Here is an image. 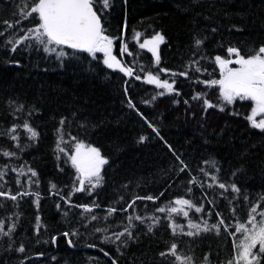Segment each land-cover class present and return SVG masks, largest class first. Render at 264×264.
Returning a JSON list of instances; mask_svg holds the SVG:
<instances>
[{
  "label": "trees",
  "instance_id": "1",
  "mask_svg": "<svg viewBox=\"0 0 264 264\" xmlns=\"http://www.w3.org/2000/svg\"><path fill=\"white\" fill-rule=\"evenodd\" d=\"M110 5L102 16L105 34L114 39L118 59L141 80L107 68L102 52L93 55L63 46L66 55L58 59L57 53L45 52L34 40L11 51L7 41L24 35L39 20L35 14L21 19L20 0H0L4 33L0 36V149L16 153L14 157L0 154V167L9 165L3 190L40 194L38 205L34 195L15 202L0 198V219L6 228L16 225L10 236L0 237V264H176L173 256H160L171 243L178 244V254L191 256L193 264H204L205 256L211 264H226L234 255V237L229 233L235 228L225 231L221 226L219 234L213 230L188 236L184 234L189 231L188 219L212 225L218 223L216 213H220L225 224L246 221L251 205L264 196V132L246 119L251 101L238 100L225 105L224 111L218 107L205 111L203 98L193 97L200 93L219 103V86L202 83L220 78L216 55L228 58L229 46L245 54L264 45V0H110ZM4 21L13 28L6 29ZM157 32L165 37L158 66L152 53L139 47ZM197 39L203 41L199 46ZM124 44L127 51L121 55ZM193 60L198 64L193 66ZM159 69L169 70L160 74L161 80L175 81L171 94L158 96L163 89L143 79ZM171 72L188 75L173 77ZM25 121L39 132L37 138H29L22 127ZM13 125L18 126L14 133L18 141L6 135ZM141 136L147 137L142 143ZM76 141L99 148L109 161L102 169L103 184L91 193L73 191L78 186L76 171L57 149L60 142L70 155ZM181 160L188 166L183 172ZM21 166L25 172L32 168L38 173L33 178L38 184L29 187L27 175L16 184L17 173L11 168ZM193 176L198 182L190 184ZM219 183L228 189L219 188ZM232 184L239 193L231 190ZM149 195L159 199L136 200L133 208L128 207L137 196ZM180 197L202 204L204 211L191 209L188 218L177 214L169 218L167 212L157 211L174 206L170 202ZM78 205L98 207L85 212ZM110 208L116 209L111 215ZM136 215L144 217L143 223L134 219ZM129 216L132 237L125 234L116 241L113 234L129 227ZM150 217L160 218L151 232ZM172 223L183 225L184 233L173 235ZM241 237L236 234L237 243ZM21 245L22 253L17 251Z\"/></svg>",
  "mask_w": 264,
  "mask_h": 264
},
{
  "label": "snow or ice",
  "instance_id": "2",
  "mask_svg": "<svg viewBox=\"0 0 264 264\" xmlns=\"http://www.w3.org/2000/svg\"><path fill=\"white\" fill-rule=\"evenodd\" d=\"M21 7L18 9L21 19L27 20L33 17L35 14L38 17L39 23L35 24L33 27L28 28L24 35L20 36L15 40H8L7 43L11 45V51L15 52L17 46L22 42L27 40H34L37 44L42 45L45 52L57 53V58H62L66 53L62 50L63 46H67L74 50H81L87 53L95 55L97 52L104 53V65L109 69H119V71L125 73L127 76L132 77L135 75V71L132 67H126L122 64L121 60L118 59L113 54V44L114 39L109 35H106V29L104 28V22L101 17L104 12L110 8V0H20ZM21 21L17 20L16 23L19 24ZM6 29L13 28V24L4 21L3 22ZM127 25L125 24V28ZM4 33L0 32V36ZM140 33H135V37L139 39ZM165 42V37L157 32L151 38L144 39L140 43L139 47L141 49H147L152 53L155 63L158 66L160 64V54L159 47ZM203 41L197 39L195 44L197 46L201 45ZM58 48L60 49L58 51ZM127 51V44H124L121 48V55ZM228 58H224L220 55L214 57L215 63L219 67L220 78L213 79L210 81H202V83L211 86H219V103L213 104L207 98H204L202 94L197 93L193 99L204 100L205 111L208 108L218 107L220 111H224L225 105H233L238 100L239 101H251L253 107L251 108L250 114L246 117L249 121L250 126L259 129L264 132V119L257 120V115H264V45H261L253 53L242 54L240 48L235 46H229L226 49ZM234 57V58H233ZM198 64V61L193 60L192 65ZM236 65L232 67L231 65ZM141 72L144 71L143 68L140 69ZM196 71H201L198 67ZM161 73H169L168 69H159L156 75L152 72H148L144 77V81L147 84L155 85L158 89H163L157 93L158 96H163L165 94H171L175 90V81L171 83L165 79L161 80L159 78ZM173 77L176 75L187 76V72L181 73H170ZM135 79L141 80L140 75H135ZM127 92V89H125ZM157 97L153 96L152 99L155 100ZM145 103H150V101H144ZM129 106L135 107V105L129 100ZM21 108L23 105L20 106ZM141 115H143L141 113ZM65 121L62 119L60 121L61 126H63ZM151 126V125H150ZM17 125H13L6 135L10 137L12 141H18V136L15 135L17 131ZM24 129L30 134V139H35L39 136V132L36 131L31 125L25 121L22 125ZM153 131L159 135V132L155 127ZM75 140V137L71 138ZM147 137L141 136L139 142H143ZM60 142H63V135L60 137ZM60 142L57 143V149L59 152L65 153L68 156V160L71 162L72 167L76 171V185L74 186V192H84L100 187L103 184L102 169L108 164V159L101 154V150L97 147L91 145H85L82 141H76L74 144V151L69 155L66 150L60 147ZM19 147L17 143L15 145ZM171 147V146H169ZM0 154L4 157H14L16 153L10 150L0 149ZM179 159V157H177ZM183 167L180 171L183 172L187 169V165L180 161ZM205 163H209L205 161ZM214 164V162H213ZM9 170V165H3L0 167V198L6 200L17 201L18 197L34 195L37 197L36 203H39L38 192L22 191L13 194L11 190H3V185L5 182V176ZM11 171L17 173L16 184H21L19 177L28 176L27 184L29 187L33 183L38 184V180H33V178L38 177V173L32 169L28 168L25 172L24 167L21 166L19 169L11 168ZM201 172L205 170L200 169ZM219 171V169H217ZM30 173V175H28ZM208 175V173H205ZM212 181L215 183L217 177L215 175L211 176ZM197 178L193 176L189 183H197ZM219 188L227 190L229 186L224 183H219ZM55 188V185H52ZM208 187H212L209 184ZM231 190L233 192L239 193L240 189L232 184ZM191 188L188 192H191ZM71 195V194H70ZM163 193H161V196ZM150 200L154 201L159 199V197H153L151 195L146 197L137 196L129 205V208L135 206L136 200ZM247 199V197H245ZM67 202L71 203L70 196L67 198ZM261 202H264V196L260 197L257 202L248 210L247 219L244 222L236 220L232 225L225 224V221L220 213H216L220 217L218 223L209 225L207 220L202 223L194 222L192 219H188L189 231L184 233V226L180 224L172 223L169 227L172 230V234L176 235L178 232L184 233L188 236H197L201 232L216 231L219 234L221 226L227 231L229 227H234L235 232L229 233L234 237L233 240V258L226 262V264H264V209L260 207ZM174 206L168 208L160 207L157 209L158 212H167L169 218L172 214L182 215L185 218L189 217V210L194 209L196 213L204 211V207L201 204L197 206L192 200L183 197L177 198L170 202ZM211 203V202H210ZM78 207H83L85 212H91L93 207H98V205H82ZM116 211L115 208H110L108 214L111 215ZM233 214H235V208L232 209ZM259 217V219H257ZM92 220H96V216L91 217ZM135 220L141 221L143 223L144 217L136 215ZM152 225H149L148 231H152V226L160 222L159 217L151 218ZM133 217L129 216V227L124 228L122 232L114 233L115 240L118 241L125 234L129 238L132 237V232L130 228L132 225ZM16 225L13 223L11 226L6 228L4 220L0 219V237L10 236L15 230ZM40 228L39 217H37V231ZM96 231H102V229H96ZM236 234H242V238L239 243L236 242ZM65 237L69 236V233L65 232L63 234ZM74 235V234H73ZM106 239H108L106 237ZM55 240V237L53 238ZM71 244V240L68 241ZM178 244L171 243L168 249L160 253L161 257H167L169 255L175 258L176 264H193V258L191 256H182L177 252ZM17 251L24 252L25 248L21 245ZM115 264V261L113 262ZM204 264H211L209 258L205 256Z\"/></svg>",
  "mask_w": 264,
  "mask_h": 264
},
{
  "label": "rangeland",
  "instance_id": "3",
  "mask_svg": "<svg viewBox=\"0 0 264 264\" xmlns=\"http://www.w3.org/2000/svg\"><path fill=\"white\" fill-rule=\"evenodd\" d=\"M113 54L117 57V55L115 54V51H114V45H113ZM118 58V57H117ZM232 66V65H231ZM232 67H236V65L232 66ZM172 82V81H171ZM170 82V83H171ZM164 91V90H163ZM256 119H264V115H257ZM84 143V142H83ZM85 145H88L86 143H84ZM262 209H264V207H261ZM257 219H259V217H257ZM242 238V237H241Z\"/></svg>",
  "mask_w": 264,
  "mask_h": 264
},
{
  "label": "water",
  "instance_id": "4",
  "mask_svg": "<svg viewBox=\"0 0 264 264\" xmlns=\"http://www.w3.org/2000/svg\"><path fill=\"white\" fill-rule=\"evenodd\" d=\"M101 19H102V17H101ZM103 21V20H102ZM65 47H67V46H65ZM67 48H69V47H67ZM69 49H71V48H69ZM79 51H81V50H79Z\"/></svg>",
  "mask_w": 264,
  "mask_h": 264
}]
</instances>
